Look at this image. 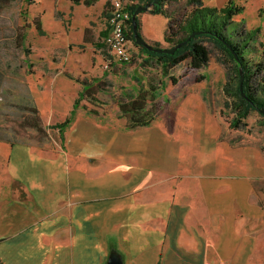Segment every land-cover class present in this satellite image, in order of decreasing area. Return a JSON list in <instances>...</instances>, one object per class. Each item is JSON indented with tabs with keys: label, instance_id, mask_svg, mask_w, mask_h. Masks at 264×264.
<instances>
[{
	"label": "crops",
	"instance_id": "1",
	"mask_svg": "<svg viewBox=\"0 0 264 264\" xmlns=\"http://www.w3.org/2000/svg\"><path fill=\"white\" fill-rule=\"evenodd\" d=\"M91 1L35 0L37 31L99 48L111 1ZM202 1L222 8L230 0ZM139 18L144 40L168 48V19L150 11ZM120 103L112 112L80 104L47 153L0 133V264H108L113 256L119 264H264L262 151L226 155L193 135L144 137L127 127Z\"/></svg>",
	"mask_w": 264,
	"mask_h": 264
},
{
	"label": "rangeland",
	"instance_id": "2",
	"mask_svg": "<svg viewBox=\"0 0 264 264\" xmlns=\"http://www.w3.org/2000/svg\"><path fill=\"white\" fill-rule=\"evenodd\" d=\"M228 1L217 0L215 6L221 7ZM230 1L244 8L242 14L234 17L239 33L236 40L247 39L250 58L254 64L264 65V0ZM34 3L35 0L31 4L26 0H0L1 134L17 141L32 140L47 153L54 146L53 141L60 142L61 134L64 136L66 129L61 132L53 126L64 122L65 106L78 97L82 83L100 81L103 89L93 99L87 96L81 105L91 102L112 112L117 103L135 96L140 84L147 88L154 82L156 113L148 127H135L136 133L150 138L159 132L171 137L193 135L204 146H224L226 155L231 148L255 147L264 156V122L258 111H253L239 128L231 127L235 117V70L239 64L213 40L201 39L209 50L206 66L193 70L186 61L172 71L174 75L196 74L202 80L185 86L170 100H165L161 83H165L167 77L156 60L142 69L146 58L139 49L134 51L132 61L121 63L113 62L106 46H64L58 43L61 40L53 36L52 30L47 29L43 34L37 31L36 23L40 22L42 13L36 10ZM186 3L187 0H168V9H174L177 23L189 14ZM45 18L49 21L51 15L46 14ZM153 26L158 29V20ZM252 86L257 89L258 97L264 96V70L253 79ZM151 107L152 103L148 108ZM166 144L171 148L174 142L168 140Z\"/></svg>",
	"mask_w": 264,
	"mask_h": 264
},
{
	"label": "trees",
	"instance_id": "3",
	"mask_svg": "<svg viewBox=\"0 0 264 264\" xmlns=\"http://www.w3.org/2000/svg\"><path fill=\"white\" fill-rule=\"evenodd\" d=\"M71 1L79 4L82 0ZM152 1L153 0H139L138 4L130 5L128 7L131 19L126 34L128 39L148 57V60L142 62V68H145L151 60H156L159 63L162 74L167 77V81L161 83V90L165 100H170L176 94L181 92L185 86L199 83L202 80V77L196 74L184 73L174 75L172 71L178 65L186 61L190 62L193 70H200L206 66L209 62V50L203 45V42H201L202 38H206L213 40L229 57L239 64V67L235 70V75L237 77L235 90L236 100L234 105L235 117L231 121V127L239 128L240 124L248 119L253 111H258L260 113L259 110H264V96L258 97L257 89L252 86L253 79L263 72L264 65L262 63L254 64V61L250 58L251 55L247 50V39L243 41L236 40L239 33L238 23L234 20V17L243 12V7L235 5L232 1H230L225 7L216 8L205 6L202 0H187L185 7L187 10H190L189 14L177 23L175 21L174 9L171 11L168 9V0H159L157 5L152 6L151 13L163 15L169 21L168 32L165 37V41L168 43V48L177 46L187 40L193 33H196L190 41L177 49L173 55H168L148 51L146 48L138 46L134 40V26L132 20L134 12L139 6ZM26 2L31 4L32 0H26ZM84 3L89 6L92 4V1L84 0ZM139 15L137 17V24L138 32L140 34L141 22ZM37 28L39 31L42 30L40 24L37 25ZM149 45L156 48H162V45L159 43H149ZM104 46L106 45H99V47ZM241 71L243 75V90L246 98H244L239 91ZM101 88L103 89V83L101 82H98L97 85L84 82L83 90L79 93L70 116L66 118L64 122L54 125L53 128L63 132V129L69 127L73 122L76 110L80 107L81 101L87 98V96L92 99L95 98ZM139 88L140 90L136 96L131 97L128 101H124L119 105L120 111L127 120V127L129 129H133L137 126L150 125L153 116L156 113V110L153 108V104H155L157 98V87L155 83H151L147 88L140 84ZM262 90L264 92V89ZM151 103L152 107L148 108ZM261 116L264 122V115L261 114ZM37 129L40 130L41 127L38 125ZM61 135L63 138V133Z\"/></svg>",
	"mask_w": 264,
	"mask_h": 264
},
{
	"label": "built area",
	"instance_id": "4",
	"mask_svg": "<svg viewBox=\"0 0 264 264\" xmlns=\"http://www.w3.org/2000/svg\"><path fill=\"white\" fill-rule=\"evenodd\" d=\"M108 32L104 43L112 55L113 62L129 63L134 55V43L128 39L126 31L131 14L128 0H110Z\"/></svg>",
	"mask_w": 264,
	"mask_h": 264
},
{
	"label": "water",
	"instance_id": "5",
	"mask_svg": "<svg viewBox=\"0 0 264 264\" xmlns=\"http://www.w3.org/2000/svg\"><path fill=\"white\" fill-rule=\"evenodd\" d=\"M159 2V0H153L152 2H149V3H146L145 5H141L139 6L136 11L134 12V15H133V31H134V40L136 42V44L138 46H141V47H144L146 48L148 51H152V52H155V53H158V54H168V55H173L177 49H179L180 47H182L184 44H186L188 41L191 40L192 37H194L196 35V33H193L187 40L183 41L182 43L178 44L177 46L173 47V48H156L154 46H151L149 45L148 42H146L142 36L139 34L138 32V24H137V17L140 13H143V12H148L150 11L151 12V9H152V6L153 5H157ZM241 73V83H240V88H239V91L240 93L242 94V96L244 98H246V95L244 93V90H243V75H242V71L240 72ZM253 103V102H251ZM261 114L264 115V110H259ZM108 264H119L118 262V259L113 256L110 258V261Z\"/></svg>",
	"mask_w": 264,
	"mask_h": 264
}]
</instances>
